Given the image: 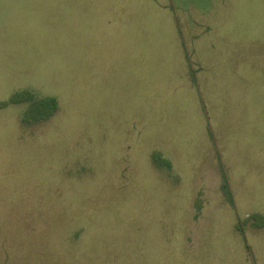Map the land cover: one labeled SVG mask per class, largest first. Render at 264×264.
Here are the masks:
<instances>
[{"label": "rangeland", "instance_id": "obj_1", "mask_svg": "<svg viewBox=\"0 0 264 264\" xmlns=\"http://www.w3.org/2000/svg\"><path fill=\"white\" fill-rule=\"evenodd\" d=\"M0 264H264V0H0Z\"/></svg>", "mask_w": 264, "mask_h": 264}, {"label": "trees", "instance_id": "obj_2", "mask_svg": "<svg viewBox=\"0 0 264 264\" xmlns=\"http://www.w3.org/2000/svg\"><path fill=\"white\" fill-rule=\"evenodd\" d=\"M24 96V95H23ZM29 100L28 98L25 101ZM30 107L23 114V121L27 123H31L32 121L46 120L56 110V99L55 98H46L40 101H29ZM158 157L154 155V161L157 162ZM224 191L226 197L230 200V195L227 189L226 184H224Z\"/></svg>", "mask_w": 264, "mask_h": 264}]
</instances>
